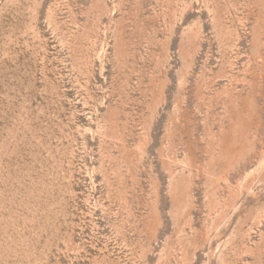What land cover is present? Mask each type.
<instances>
[{
    "label": "rangeland",
    "instance_id": "374dc122",
    "mask_svg": "<svg viewBox=\"0 0 264 264\" xmlns=\"http://www.w3.org/2000/svg\"><path fill=\"white\" fill-rule=\"evenodd\" d=\"M0 264H264V0H0Z\"/></svg>",
    "mask_w": 264,
    "mask_h": 264
}]
</instances>
